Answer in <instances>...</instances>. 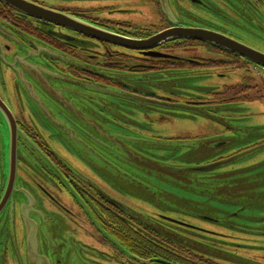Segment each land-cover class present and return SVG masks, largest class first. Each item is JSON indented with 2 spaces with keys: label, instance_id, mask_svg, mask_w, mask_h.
I'll return each mask as SVG.
<instances>
[{
  "label": "rangeland",
  "instance_id": "374dc122",
  "mask_svg": "<svg viewBox=\"0 0 264 264\" xmlns=\"http://www.w3.org/2000/svg\"><path fill=\"white\" fill-rule=\"evenodd\" d=\"M40 2L47 8H72L77 15H91L100 20L116 17V13L110 15L108 12L111 5L119 4L120 8L128 2L136 8L142 5L139 0ZM90 9L97 10L91 13ZM46 48L64 61L57 56L53 63L42 58H34L31 63L41 69V80L57 98L52 93L45 95L42 91L46 93V89L41 85L42 91L35 89V98L17 84V94L3 92V95L11 105H16L19 99L28 124L41 134L44 144L66 165L92 184L107 186L135 211L146 210L148 216L154 211L169 217L186 214L192 217L189 219L194 224L209 229L222 227L202 220L204 216L212 221L243 222L249 228L258 226L255 220H238L225 215L237 208H242L245 218L256 219L264 214V150L247 156L244 162L237 159L203 172L195 169L209 166L219 157L232 155L250 143L256 134L263 138L264 101L230 105L226 110H223L224 105L215 104L218 110L210 112L209 117L180 104L197 97H213L212 93L237 83L241 73L231 75L228 80L203 70L185 69L136 79L122 72L102 70L105 81H77L63 68L67 62L65 58L73 61L57 50ZM21 55L23 57L24 52ZM134 89L140 93L147 90L159 95L168 93L178 103L175 108L153 110L148 106L150 101L132 92ZM207 108L201 111L208 113ZM5 139V131L0 127V202L3 178L7 177L9 169ZM18 156L22 164L18 165L17 181L8 205L0 213V264L6 262L10 254L20 251V232L24 235L27 222L36 227L33 240L41 243L42 240L53 243L54 238L63 237H70L71 241L79 236L72 224L62 221L57 209L46 205L34 188L36 158L22 148ZM251 164L255 165L254 170H246ZM225 225L224 232L237 237L246 247L237 251L223 248L224 251L207 241L204 244L196 242L206 250L200 253L219 264L263 263L264 238ZM57 252L63 264H89L86 256L92 257L81 245L71 247L67 244Z\"/></svg>",
  "mask_w": 264,
  "mask_h": 264
},
{
  "label": "flooded vegetation",
  "instance_id": "af4514ba",
  "mask_svg": "<svg viewBox=\"0 0 264 264\" xmlns=\"http://www.w3.org/2000/svg\"><path fill=\"white\" fill-rule=\"evenodd\" d=\"M25 1L136 40L149 39L164 30H199L228 37L264 54V0H139L142 5L137 8L129 2L123 4L122 8L117 3L111 5L108 7L109 14L117 15L107 20L77 15L72 8H47L40 0ZM96 10L90 9L91 13ZM46 46L73 61L65 58L67 62L63 68L77 81H105L102 70L122 72L136 79L185 69L203 70L228 80L231 75L241 73L242 77L237 83L225 86L219 93H212L211 98L197 97L181 101V105L197 109L206 117L218 110L214 108L215 104L224 105L223 110H226L230 105L264 101V67L218 46L184 38L173 39L147 50H128L41 20L31 13L20 12L0 0V127L5 131V157L9 168L7 177L3 178L0 213L8 205L17 181L18 165L22 164L18 151L22 148L36 158L33 175L37 179L32 180L34 188L46 205L48 203L49 207L57 209L60 219L69 221L79 235L71 241L70 237H63L54 238L53 243L44 240L41 243L33 240L36 227L32 222H27L24 235L20 232V251L16 255L10 254L3 264H63L57 258V251L67 244L84 247L92 255L86 256L89 264H219L210 256L201 254L206 250L197 243L207 241L220 250L245 248L246 245L237 237L224 232L222 228L225 224L241 233L264 238V214L256 219L245 218L242 208H237L225 215L238 220L257 221L258 226L251 228L245 227L243 222L212 221L203 215L202 220L218 223L222 227L220 229L194 224L189 219L192 217L186 214L169 217L154 211L148 216L146 210L138 208L139 211H135L107 186L92 184L66 165L44 144L41 134L28 124L19 99L16 105H11L3 95V92L17 94V84L31 98L37 96L35 89L42 91L41 86L46 89V93L42 91L45 95L52 93L57 98L56 93L48 91L49 87L41 80V69L31 63L34 58L53 63L54 58L61 57L53 56ZM63 59L61 57V61ZM261 74L263 76L260 77ZM132 92L149 100L148 106L153 110L175 108L178 103L168 93L159 95L149 90L140 93L137 89ZM205 108L208 113L201 111ZM162 120L165 121L164 118ZM254 137L232 155L219 157L209 166L200 167L204 170L199 172L231 164L237 159L244 162L248 160L247 156L263 151L264 137L257 134ZM249 168L252 171L255 165L245 167L246 170ZM43 247L45 249L41 250ZM261 248L264 250V246ZM64 251L67 252L66 248ZM258 263L264 264V261Z\"/></svg>",
  "mask_w": 264,
  "mask_h": 264
},
{
  "label": "water",
  "instance_id": "95a60500",
  "mask_svg": "<svg viewBox=\"0 0 264 264\" xmlns=\"http://www.w3.org/2000/svg\"><path fill=\"white\" fill-rule=\"evenodd\" d=\"M7 6H12L18 11L25 13H31L41 20H47L51 23H56L63 27L78 32L82 35L89 36L95 40H99L105 43L114 44L121 46L125 49L132 50H147L154 46L160 45L167 41H173V39H191L198 40L203 43H208L213 46H218L223 50H228L235 55H239L247 61H251L258 66L264 67V54L257 52L254 49L247 48L241 43L229 39L228 37H223L219 34H213L211 32H203L199 30H189V29H173L164 30L162 33L152 36L149 39L136 40L133 38H127L123 36L115 35L114 33L107 32L99 27H95L92 24L84 22L80 19L70 17L66 14H61L56 11H50L45 8H41L38 5L29 3L25 0H1ZM197 171L204 170V168L196 169ZM9 191V190H8ZM2 208V203H0V210Z\"/></svg>",
  "mask_w": 264,
  "mask_h": 264
}]
</instances>
